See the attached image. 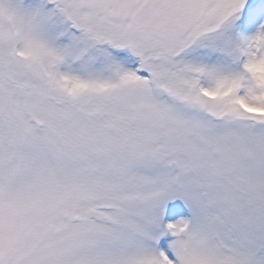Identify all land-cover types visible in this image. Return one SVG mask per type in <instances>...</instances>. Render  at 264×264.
Here are the masks:
<instances>
[{
  "label": "snow or ice",
  "instance_id": "snow-or-ice-1",
  "mask_svg": "<svg viewBox=\"0 0 264 264\" xmlns=\"http://www.w3.org/2000/svg\"><path fill=\"white\" fill-rule=\"evenodd\" d=\"M0 264H264V0H0Z\"/></svg>",
  "mask_w": 264,
  "mask_h": 264
}]
</instances>
